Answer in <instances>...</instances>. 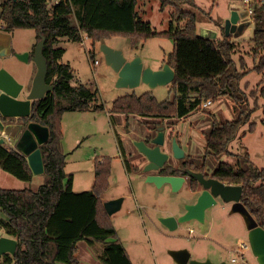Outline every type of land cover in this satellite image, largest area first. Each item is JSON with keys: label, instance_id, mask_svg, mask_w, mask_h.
Wrapping results in <instances>:
<instances>
[{"label": "trees", "instance_id": "1", "mask_svg": "<svg viewBox=\"0 0 264 264\" xmlns=\"http://www.w3.org/2000/svg\"><path fill=\"white\" fill-rule=\"evenodd\" d=\"M52 1L2 0L0 10L4 31L33 29L38 42L45 36L46 82L54 85L43 99L32 102L30 117L21 120L26 124L37 122L50 129L49 140L40 147L47 182L37 191L0 188V209L5 214L4 218L0 217V230L19 242L16 253L0 257V264H80L77 246L81 241L89 245L104 244L100 255L104 264H133L101 198L109 187L111 158L96 163L95 183L90 191L76 193L73 175L65 171L62 116L68 111L102 108L92 107L96 94L85 85H71L72 67L62 63L65 50L57 45L62 39L81 43L83 36L92 40L94 46L112 37L144 42L157 37L172 40L174 49L164 62L176 74L170 86L175 97L159 101L151 92L133 93L115 100L111 109L112 115H133L160 122L184 119L205 101L216 102L224 95H230L237 103L243 101L240 82L247 72H240L232 60L233 35L226 36L224 28L217 39L200 36L196 15L182 9L185 4L196 6L195 0H160L162 9L172 8L169 30L163 32L156 31L150 22L140 17L136 9L138 0H61L50 8ZM252 18L256 25L253 52L258 58L254 70L263 73L264 2L259 1L254 6ZM90 56L94 58L92 52ZM249 119L250 114L245 120L215 122L206 135V153L215 157L225 154L242 124ZM262 123L264 125V119ZM159 126L157 122L148 129L156 132ZM254 128L255 124L251 123L250 131ZM153 139L154 136L149 135L144 141L150 144ZM0 170L23 182L34 178L25 155L6 144L0 145ZM158 174L179 175V172L168 163ZM214 176L223 183L243 187L244 206L264 227V169H259L247 155L239 160L237 167L221 162Z\"/></svg>", "mask_w": 264, "mask_h": 264}, {"label": "rangeland", "instance_id": "2", "mask_svg": "<svg viewBox=\"0 0 264 264\" xmlns=\"http://www.w3.org/2000/svg\"><path fill=\"white\" fill-rule=\"evenodd\" d=\"M195 2L196 6L185 4L182 9L196 15L199 34L203 33L202 29H212L220 35L233 11L240 14L247 12L244 0ZM258 3L259 0L253 1L254 6ZM49 5L53 8L51 2ZM136 9L140 16L144 15V21L150 22L156 31L169 30L171 7L162 9L160 0H138ZM244 20L247 25L243 32L235 33L232 37L235 44L232 60L240 72H247L240 82L241 91L244 93L243 101L237 103L230 95H224L218 101L212 102L210 107H200L181 120L174 118L160 122L119 114L110 117L114 101L121 97L151 92L159 101H164L172 100L175 94L170 92L171 85L156 89L144 84L132 90L118 88V75L107 64L101 50L102 44H107L124 52L123 49H127L131 42H138L140 47L144 45L137 55L142 60L146 58L144 65L151 67L147 62L149 57L157 59L159 62L156 65L161 66L162 60L173 50L172 40L157 37L140 42L132 38L112 37L94 46L92 40L83 36L81 43H62L61 47L65 49L62 63L69 64L73 70L71 85H85L96 94L92 107L102 108L98 111H68L62 116L61 145L66 155L65 171L75 177V189L90 191L95 183L96 163L111 158L109 187L101 198L103 202L124 198L121 210L110 217V221L133 264H178L171 253L179 250L189 251L191 259L195 261L210 260L213 263L233 264L231 260L236 257L238 244L249 242L243 218L237 214L230 215L228 206L221 203L206 213L205 223L191 221L181 224L174 231L165 227L160 219L173 216L171 213L179 217L185 212L186 205L196 201L199 190L188 184L181 191L173 192L168 185L157 188L147 183L148 174L144 172V168L148 160L135 146V142L145 140L149 135L154 138L157 136L158 131H150L148 128L158 122L165 127L167 135L170 133L177 138L186 153L185 156L197 160L196 162H205L209 173H213L221 162L237 167L239 160L247 155L259 169H264V72L254 70L258 62L253 52L256 25L248 15ZM3 27L4 24L0 23V28ZM11 38L13 53H29V60L20 61L14 54L0 58V69H5L22 85L29 77L33 78V82L37 73L33 60L34 47L38 43L37 32L33 29H18L11 34ZM125 55L127 57L126 53ZM94 61L99 64L94 65ZM248 114L249 121L242 124L225 154L215 157L206 153V135L215 122L234 121L239 118L245 120ZM251 123L255 124L252 132ZM162 149L172 155L170 141ZM46 182L47 177L44 175L34 176L31 182H23L0 170L1 189L37 191ZM0 217H5L1 209ZM77 247L80 264H104L100 260L105 249L104 244L97 242L89 245L86 241H81ZM244 257L247 264H258L251 249L244 253Z\"/></svg>", "mask_w": 264, "mask_h": 264}, {"label": "water", "instance_id": "3", "mask_svg": "<svg viewBox=\"0 0 264 264\" xmlns=\"http://www.w3.org/2000/svg\"><path fill=\"white\" fill-rule=\"evenodd\" d=\"M247 13V12H246ZM233 11L230 19L225 24L226 36L243 32L247 23L248 13ZM200 36L205 39H217L218 31L202 29ZM46 38L41 36L34 49L33 60L37 66V73L32 87L26 96L25 86L19 83L5 69H0V145L6 144L7 140L17 143V150L27 158L29 168L34 176L44 175L45 165L41 146L49 140L50 129L37 122L26 124L21 121L28 118L32 111V102L43 99L49 91L54 89L53 84L46 82L48 63L43 54ZM101 50L105 55L107 64L118 75L117 87L136 89L140 85H147L151 89L169 86L175 80V71L169 64L161 69L154 70L146 67L140 56L128 59L121 50L114 49L107 44H102ZM12 38L9 32L0 28V58L12 56ZM20 61L28 62L29 53L14 54ZM9 120H14L9 121ZM19 120V122H16ZM154 147L149 146L144 140L135 142L139 153L146 157L148 164L144 168L146 182L157 188L170 186L173 192L182 190L186 183V177L178 175H160L158 172L168 162L170 155L162 150L165 145V127L158 128V134L153 139ZM172 156L176 160L185 158L186 153L180 147L178 141H172ZM194 175V174H193ZM200 182L203 192L198 196L195 203L185 206V212L179 217L168 216L160 219V222L169 230L178 229L181 224L191 221L205 223L207 211L217 204L220 198L225 203H233V212L239 213L248 230V241L251 251L258 264H264V227L260 226L251 213L242 203L243 187L241 185L225 184L214 178L205 179L203 175H194ZM124 198H118L104 202V207L109 216H113L122 208ZM18 240L8 237L0 230V257L5 254L14 255L18 248ZM178 264H227L226 262L213 263L210 260L199 262L191 259L187 250H179L171 253Z\"/></svg>", "mask_w": 264, "mask_h": 264}, {"label": "flooded vegetation", "instance_id": "4", "mask_svg": "<svg viewBox=\"0 0 264 264\" xmlns=\"http://www.w3.org/2000/svg\"><path fill=\"white\" fill-rule=\"evenodd\" d=\"M174 139L177 140V138L175 136H172L170 133H169V135H167L166 132H165V145L163 147L166 146V142L168 144V142L170 141L171 148H172V141ZM148 145L151 146V147H154V144L152 142L150 144H148ZM196 161L197 160H192L191 158H187L186 156H185V158L183 160H176V159L173 158L172 155H170L169 160H168V162L166 164L171 163V166L175 169V171L179 172L178 176L186 177V183H185L184 187L186 185L188 186V184L190 185V187L191 186H194V187L196 186L198 188V190H199V195H200L203 192V188H202V185L200 184V182L196 179V177L194 175H203V177L205 179H210V178H214L216 180H218V179L214 176L215 170L213 171V173H209L208 170H207V166H205L206 165L205 162H200V161L196 162ZM198 196H197V198H198ZM195 202H193V203H195ZM220 203L224 204L225 206H228V213L230 215L231 214H237V215L241 216L239 213H234L232 211L233 210V203H230V204L229 203H225L220 198H218L216 205H218ZM210 209L207 211V214L210 211ZM247 232H248V230H247Z\"/></svg>", "mask_w": 264, "mask_h": 264}, {"label": "crops", "instance_id": "5", "mask_svg": "<svg viewBox=\"0 0 264 264\" xmlns=\"http://www.w3.org/2000/svg\"><path fill=\"white\" fill-rule=\"evenodd\" d=\"M259 1H262V2H264V0H259ZM144 15H141L140 17L144 20L145 18L143 17ZM3 29V28H2ZM10 34H12V33H10ZM67 40L66 39H62L61 40V42L57 45V47L58 48H62L61 46H62V43L63 42H66ZM140 41V40H139ZM69 42V41H68ZM141 42V41H140ZM144 42V41H143ZM140 43H138V42H131L130 43V46L127 48V49H123L124 50V52L127 54V57H128V59H132L133 57H136L137 55H139L140 54V52H141V50H140V48H142V47H140ZM36 46V45H35ZM12 48H13V46H12ZM35 48V47H34ZM63 49V48H62ZM173 49H174V44H173ZM65 50V49H64ZM173 51V50H172ZM172 51H171V53H172ZM5 58H7V57H5ZM1 59H3V58H1ZM144 59L146 60V58L144 57ZM144 59H143V62H144ZM165 59H163L162 60V65L161 66H159V65H156V63L157 62H159V61H157V59L156 60H153V59H150L149 57H147V62H149V66H151V67H153V69L154 70H159V69H161L164 65H165ZM152 62H155V63H152ZM146 66V65H145ZM32 79L33 78H31V77H29V79H27L26 81H24V86H25V92H24V94H23V96L21 97V98H26V96L28 95V93H29V91H30V89H31V84L33 83L32 82ZM109 115H110V117L111 116H113L112 115V113H109ZM112 119V118H111ZM16 122H19V120H16ZM0 137H1V134H0ZM6 145L8 146V147H11V148H13V149H16L17 150V143L15 142V141H12V140H7V142H6ZM94 176H95V174H94ZM76 179H75V177L73 176V190L76 192V193H80V192H84V190H77V189H75L76 187ZM170 187V186H169ZM173 216L175 215V214H173V213H171ZM180 215H182V214H180ZM179 215V216H180ZM176 216H178V215H176ZM3 232H4V230H2ZM4 234H5V232H4ZM6 235V234H5Z\"/></svg>", "mask_w": 264, "mask_h": 264}, {"label": "built area", "instance_id": "6", "mask_svg": "<svg viewBox=\"0 0 264 264\" xmlns=\"http://www.w3.org/2000/svg\"><path fill=\"white\" fill-rule=\"evenodd\" d=\"M61 0H53L52 4L53 6L56 4H59ZM254 0H244V4L246 5V11L248 13V16H250L251 18L254 15V4H253ZM1 6H2V0H0V10H1ZM99 62L98 61H94V65H98ZM212 101H207L205 102L202 107L203 108H208L212 105ZM251 249L250 248V244L248 243H241L238 244L237 248H236V257L233 258L231 260V262L233 264H247L245 257H244V253L248 250Z\"/></svg>", "mask_w": 264, "mask_h": 264}]
</instances>
